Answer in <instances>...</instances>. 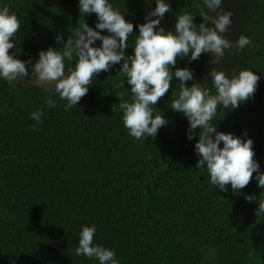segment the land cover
Listing matches in <instances>:
<instances>
[{
    "label": "trees",
    "instance_id": "1",
    "mask_svg": "<svg viewBox=\"0 0 264 264\" xmlns=\"http://www.w3.org/2000/svg\"><path fill=\"white\" fill-rule=\"evenodd\" d=\"M164 2L170 7L159 25L165 32L175 34L183 13L194 16L197 30L202 22L212 26L200 16L199 4L213 18L232 13L225 39H250L240 51L226 50L219 64L211 65L208 54L191 63L181 56L170 70L188 68L193 80L186 86L198 83L212 95L211 68L229 79L243 70L260 78L251 98L235 109L218 106L211 123L218 132L251 139L264 173V0H221L216 12L203 0ZM108 3L133 24L125 50L131 56L136 25L145 23L155 0ZM4 7L20 21L9 55L22 62L35 63L49 48L61 51L55 37L66 41L84 23L100 31L94 13H80L79 0H0V10ZM75 63V57L65 59V75ZM26 67L29 75L22 81L10 85L0 78V264H99L75 255L84 226H95L93 246L114 251L118 264H264V214L256 215L264 189L258 187V173L235 192L231 185L224 192L211 185L206 165L196 166L200 130L189 140L187 118L170 109L180 90L175 77L153 106L168 123L154 138L136 140L118 108L131 102L120 64L96 75L87 94L68 110L55 82L48 91ZM49 99L55 107L47 106ZM40 109L37 124L31 114Z\"/></svg>",
    "mask_w": 264,
    "mask_h": 264
},
{
    "label": "clouds",
    "instance_id": "2",
    "mask_svg": "<svg viewBox=\"0 0 264 264\" xmlns=\"http://www.w3.org/2000/svg\"><path fill=\"white\" fill-rule=\"evenodd\" d=\"M203 5L212 12L222 7L221 0H203ZM196 7L203 20L209 21L212 26L202 22L197 30V25L193 23L194 16L183 13L176 18L173 34L159 27L165 13L170 11L169 5L164 0H155V8L147 12L145 23L136 25L138 35L133 54L126 56L133 24L114 10L108 0H79L80 13H94L98 20L95 29L100 31L84 23L82 29L72 32L66 41L57 35L55 40L63 45L62 50L49 48L40 51L35 63L31 59L22 62L9 55V49L15 47L10 41L20 30V21L16 15L9 14L8 7H4L0 10V78L10 85L14 81H22L29 75L26 65L31 66L38 82H55V92L62 101L67 102L65 110H68L87 94L88 86L96 75L120 64L118 73L126 77L131 92V102L122 101L118 105L123 112V126L131 137L142 140L145 137L154 138L158 129L168 123L153 106L169 91L175 77L180 82V90L172 100L170 109L187 118L189 140L194 136L197 139L195 130H200L194 145L200 157L196 166L206 165L211 185L221 192L227 191L226 185H231L235 192L251 182L253 173H258L255 179L258 187L264 189V173H259V164L254 159L253 141L218 132L216 123H211L218 106L235 109L251 98L260 78L252 71L243 70L229 79L223 71L211 68L208 75L216 90L212 95L210 90L201 88L198 83L186 86L185 82L193 80V71L188 68H176L174 72L170 70L176 67L178 57H187L191 63L198 60L201 54H208L212 58L210 64L216 65L226 50L235 48L240 51L251 43L245 36L235 43L224 38L223 34L231 24L232 13L218 12L213 18L199 4ZM105 30L108 35H101ZM96 41L101 42L99 47L93 46ZM74 57L75 67L65 75L64 61H71ZM45 103L49 108L55 107L51 99ZM115 108L116 105L112 111ZM42 114L43 109L37 110L31 114V118L39 124ZM221 143L223 147H220ZM261 214H264V200L259 202L256 212V215ZM95 233V226L82 227L75 255L95 258L99 264H118L114 251L100 245L93 246Z\"/></svg>",
    "mask_w": 264,
    "mask_h": 264
},
{
    "label": "rangeland",
    "instance_id": "3",
    "mask_svg": "<svg viewBox=\"0 0 264 264\" xmlns=\"http://www.w3.org/2000/svg\"><path fill=\"white\" fill-rule=\"evenodd\" d=\"M40 83V82H39ZM43 86H45V88L50 91L51 90V83H41Z\"/></svg>",
    "mask_w": 264,
    "mask_h": 264
}]
</instances>
